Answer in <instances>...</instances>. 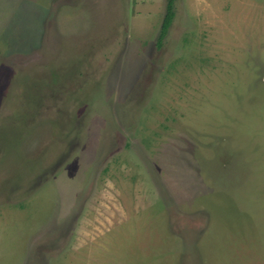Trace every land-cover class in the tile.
<instances>
[{"label": "rangeland", "instance_id": "obj_1", "mask_svg": "<svg viewBox=\"0 0 264 264\" xmlns=\"http://www.w3.org/2000/svg\"><path fill=\"white\" fill-rule=\"evenodd\" d=\"M169 2L0 0V264H264V0Z\"/></svg>", "mask_w": 264, "mask_h": 264}, {"label": "trees", "instance_id": "obj_2", "mask_svg": "<svg viewBox=\"0 0 264 264\" xmlns=\"http://www.w3.org/2000/svg\"><path fill=\"white\" fill-rule=\"evenodd\" d=\"M174 15H175V12H174V9H173V2H172V0H170V2L168 4V11H167L166 17L164 19V22H163V25H162V31H161V34H160V37H159V42L160 43L163 42L164 39L166 38V36H167V34L169 32V29L171 27Z\"/></svg>", "mask_w": 264, "mask_h": 264}, {"label": "crops", "instance_id": "obj_3", "mask_svg": "<svg viewBox=\"0 0 264 264\" xmlns=\"http://www.w3.org/2000/svg\"><path fill=\"white\" fill-rule=\"evenodd\" d=\"M53 25V26H52ZM51 26V27H50ZM57 27L58 26H55L52 22H50V25H47V28H48V31H50V34H49V41L51 42V41H53L52 42V44L50 45L51 46V48H54V47H56L55 46V44H57V43H55L54 44V42L55 41H57L58 42V37H57V35L55 34V32H56V30H57ZM54 39V40H53ZM50 44V43H49ZM36 53V52H35ZM38 53V52H37ZM35 55V54H34ZM24 56H27V55H23V56H16V57H23V58H25ZM27 57H29V56H27ZM12 58H15V57H12ZM12 58H7V57H5L4 59H3V63H10V60L12 59ZM2 64V63H1ZM7 64H4V66H6Z\"/></svg>", "mask_w": 264, "mask_h": 264}]
</instances>
